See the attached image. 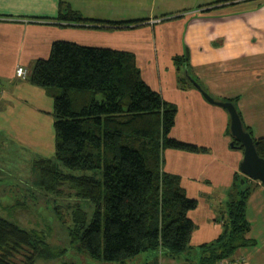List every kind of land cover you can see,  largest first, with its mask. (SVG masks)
<instances>
[{
	"label": "trees",
	"instance_id": "1",
	"mask_svg": "<svg viewBox=\"0 0 264 264\" xmlns=\"http://www.w3.org/2000/svg\"><path fill=\"white\" fill-rule=\"evenodd\" d=\"M60 9L56 20L86 28L113 30L145 22L88 19L64 3ZM173 61L180 88L197 89L194 81L203 90L190 73L187 52ZM27 81L44 90L54 106V159L34 160L35 186L48 194L69 186L93 206L90 219L80 206L67 207L72 212V226L67 227L71 248L106 264H127L159 252L189 264H220L255 244L246 237V207L256 182L236 173L225 206L217 211L220 235L190 245L196 225L188 214L198 202L187 196L179 176L164 171V151L209 150L170 137L177 107L144 82L133 53L56 41L48 59L33 63ZM223 102L236 108V99ZM242 124L264 159V138L255 139ZM233 143L243 151L236 140ZM56 216L66 224L62 214ZM67 252L47 243L39 231L0 217V264H35L63 258Z\"/></svg>",
	"mask_w": 264,
	"mask_h": 264
},
{
	"label": "crops",
	"instance_id": "2",
	"mask_svg": "<svg viewBox=\"0 0 264 264\" xmlns=\"http://www.w3.org/2000/svg\"><path fill=\"white\" fill-rule=\"evenodd\" d=\"M61 3L88 19L145 22L113 30L76 26L56 20ZM127 4L131 0H0V129L22 142L41 138L16 117L23 103L48 96L21 83L27 77L18 78L16 69L23 67L29 75L36 60L49 58L54 42L133 53L144 82L177 107L170 137L209 150L164 151V171L179 176L187 196L198 202L188 214L196 225L190 245L197 247L220 235L218 204L240 173L244 154L231 146L229 113L197 89L180 88L173 59L187 52L190 73L203 90L218 101L236 99L244 125L255 139L264 138V0H154L148 16L134 18H128ZM29 109L31 116H43L40 105ZM246 217V237L255 244L220 264H264V187L259 182L248 199ZM127 264L189 263L159 252Z\"/></svg>",
	"mask_w": 264,
	"mask_h": 264
},
{
	"label": "rangeland",
	"instance_id": "3",
	"mask_svg": "<svg viewBox=\"0 0 264 264\" xmlns=\"http://www.w3.org/2000/svg\"><path fill=\"white\" fill-rule=\"evenodd\" d=\"M153 1L131 0V4L125 7L130 13L128 18L148 16L146 14ZM175 68L177 69L176 66ZM21 83L30 86L28 81ZM28 102L23 103L22 109L17 113L20 117L16 118L22 125L26 123L37 129L41 138L33 142H22L19 136L13 137L5 129H0V217L24 229L37 230L45 236L47 243L68 249L63 258L51 261L38 260L35 264H106L91 259L86 253H79L73 247L71 248L69 243L67 227L72 226L70 217L72 212H69L67 207L73 210L80 206L90 219L93 212L92 204L77 197L76 192L69 186H63L59 194H48L34 184V160L54 159L53 100L45 97L44 101L40 97L37 101H33L32 98ZM34 104L44 109L43 116L36 118L29 114V108ZM8 118L10 120L12 117ZM226 200L227 196L224 201L222 197L221 203L218 204L219 210L224 208ZM56 212L62 214L66 224H62Z\"/></svg>",
	"mask_w": 264,
	"mask_h": 264
},
{
	"label": "water",
	"instance_id": "4",
	"mask_svg": "<svg viewBox=\"0 0 264 264\" xmlns=\"http://www.w3.org/2000/svg\"><path fill=\"white\" fill-rule=\"evenodd\" d=\"M192 82L200 90L206 101L225 109L229 113L231 134L234 140L243 147L244 157L239 167L240 173L255 182H259L264 187V159L258 155L253 138L245 131L235 106L230 102L218 101L212 98L197 83ZM231 146L235 147L234 143Z\"/></svg>",
	"mask_w": 264,
	"mask_h": 264
},
{
	"label": "built area",
	"instance_id": "5",
	"mask_svg": "<svg viewBox=\"0 0 264 264\" xmlns=\"http://www.w3.org/2000/svg\"><path fill=\"white\" fill-rule=\"evenodd\" d=\"M16 75H17V77L18 78H26L27 77V75H28V72H27V70L25 69V68H23V67H18L17 69H16Z\"/></svg>",
	"mask_w": 264,
	"mask_h": 264
}]
</instances>
